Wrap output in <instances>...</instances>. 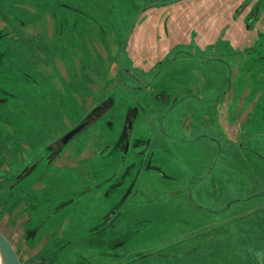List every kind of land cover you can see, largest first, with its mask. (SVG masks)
<instances>
[{
	"label": "rangeland",
	"instance_id": "rangeland-1",
	"mask_svg": "<svg viewBox=\"0 0 264 264\" xmlns=\"http://www.w3.org/2000/svg\"><path fill=\"white\" fill-rule=\"evenodd\" d=\"M209 4L0 0L20 264H264V0H221L215 30Z\"/></svg>",
	"mask_w": 264,
	"mask_h": 264
},
{
	"label": "crops",
	"instance_id": "crops-1",
	"mask_svg": "<svg viewBox=\"0 0 264 264\" xmlns=\"http://www.w3.org/2000/svg\"><path fill=\"white\" fill-rule=\"evenodd\" d=\"M174 1H181V0H174ZM210 4L209 6L212 7V10H211V14L208 15L209 17V20L211 21L212 20V29L215 30V26H219L221 24V17H220V13H219V8L221 6V0H209ZM194 11H192L193 13ZM204 13V12H203ZM198 14V13H197ZM228 14V15H227ZM231 14H232V11L229 9L227 12H224V17H223V21H225L226 23L229 22L231 20ZM190 15V14H189ZM194 16H198V15H194ZM203 16V15H202ZM200 17V16H199ZM197 17V19L199 18ZM196 19V20H197ZM220 20V21H219ZM204 27H205V23L201 22V21H196V23L194 22L192 24V26L190 27V31H192L193 33L196 32L197 34L198 33H201L202 30H204ZM209 27V26H208ZM206 80L203 78L202 80L200 81H196L194 82V84L192 85V88H196V86H205V83ZM188 94V93H186ZM175 95V94H174ZM191 96H194V95H191ZM158 98V101L161 102H168V100L170 99L171 100V96H168L166 97L165 99L161 98L159 95L157 96ZM217 102H220V101H217ZM218 114V117H216V120H219L218 123H220V120H221V116H220V112L217 113ZM216 114V115H217ZM165 134V133H164ZM167 135V134H165ZM171 135V134H170ZM199 135H204L206 136L204 133H201ZM171 137H173L174 139L176 140H182L181 138L177 137V136H174V135H171ZM192 138H195V137H192ZM209 141H213L214 139L211 137V138H208ZM218 141V146H219V150H220V146H221V142H220V139H217ZM215 142V141H214ZM216 144V142H215ZM170 168L172 170H174V167L173 165H170ZM167 176H170V175H167Z\"/></svg>",
	"mask_w": 264,
	"mask_h": 264
},
{
	"label": "water",
	"instance_id": "water-1",
	"mask_svg": "<svg viewBox=\"0 0 264 264\" xmlns=\"http://www.w3.org/2000/svg\"><path fill=\"white\" fill-rule=\"evenodd\" d=\"M84 126V122H80L70 130L66 131L61 137V143L65 144L72 136L78 133ZM0 264H20L18 254L7 238V236L0 229Z\"/></svg>",
	"mask_w": 264,
	"mask_h": 264
},
{
	"label": "flooded vegetation",
	"instance_id": "flooded-vegetation-1",
	"mask_svg": "<svg viewBox=\"0 0 264 264\" xmlns=\"http://www.w3.org/2000/svg\"><path fill=\"white\" fill-rule=\"evenodd\" d=\"M81 122H84V126H85V124L87 123V121H86V120H83V121H81ZM84 126H83V127H84Z\"/></svg>",
	"mask_w": 264,
	"mask_h": 264
}]
</instances>
